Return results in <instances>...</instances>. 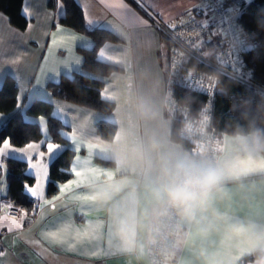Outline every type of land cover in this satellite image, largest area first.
Wrapping results in <instances>:
<instances>
[{
  "label": "crops",
  "instance_id": "1",
  "mask_svg": "<svg viewBox=\"0 0 264 264\" xmlns=\"http://www.w3.org/2000/svg\"><path fill=\"white\" fill-rule=\"evenodd\" d=\"M250 1L226 0L233 6L235 18L241 6ZM76 2L82 9L87 28H105L119 38L116 42L103 43L97 52L101 61L121 68L103 77L101 90L102 97L113 101L114 109L118 103L119 110H94L54 97L47 90V82L57 81L62 75L86 74L79 49H90L94 44L91 37L60 22L64 13L61 2L62 10L59 11L57 0H52L51 5L48 0H24L22 12L24 14L27 7L30 18L22 30L11 25L0 11V85L9 74L18 87L16 109L11 113L0 112V127L13 113L24 114L33 100L44 99L53 104V115L66 126L61 133L67 139V146L75 152L70 178L57 183V192L51 196L46 195L49 176L47 178L44 196L52 203L35 201L38 208L30 216L24 210H20L18 217L0 213V224L4 225L0 227V262L151 264L148 228L154 232L160 217L152 220L153 210L144 191L146 177L127 164H118L117 157H123L134 146L148 148L153 141L192 153L170 137L172 120L163 107V94L160 92L156 96L155 104H147L149 91L145 89V82L151 77L147 75L143 44L147 32H158V37L164 41L160 34L162 27L190 14L197 21H205L209 14L202 0H143V6L138 4L144 12L127 0ZM132 16L138 22H133ZM32 22L37 23L39 36L34 35ZM53 35L63 43L53 45ZM164 45L166 48L165 41ZM100 51H104L103 57ZM166 53L168 61V50ZM134 100L146 108L147 117L138 114L132 103ZM40 118L26 116L27 120L38 122L42 132L39 141L44 139L60 145L52 154V161L65 146L51 139L45 120V131H42ZM100 119L117 125L112 140L102 139L95 131V122ZM252 141V133L225 134L224 149L214 163L226 166L229 178L221 185V191L214 195L208 210L198 213L196 220L189 221L179 215V228L172 238L169 264H242L245 256L257 250L264 251V148L254 147ZM41 150L45 149L42 147ZM8 157L26 161L22 155L9 152L3 158L4 163ZM97 159L111 160L113 164H102ZM73 166L81 172L84 168L94 171L86 179L78 178L72 172ZM26 172L32 176L28 168ZM0 179H3L2 175ZM76 180L82 182L72 184L61 193L60 185ZM3 188L0 185L1 210L13 204L7 194L3 195ZM82 196H87L89 201L78 198ZM146 208L148 217H145ZM132 213L138 221L136 243L142 251L130 253L123 250L122 240L117 234V222ZM13 221H19V227ZM9 227L12 231L8 230ZM96 228L98 230L94 231ZM85 231L90 235H79ZM244 264H264V257Z\"/></svg>",
  "mask_w": 264,
  "mask_h": 264
},
{
  "label": "trees",
  "instance_id": "2",
  "mask_svg": "<svg viewBox=\"0 0 264 264\" xmlns=\"http://www.w3.org/2000/svg\"><path fill=\"white\" fill-rule=\"evenodd\" d=\"M24 0H0V11L3 12L11 25L18 29H25L28 19L22 12ZM64 13L60 22L75 31L92 38L94 44L90 49H79L83 56L82 69L86 74L74 72L71 75H62L57 81H48L47 90L57 98L85 106L102 112H111L115 103L104 99L101 90L104 85L103 77L121 70L117 65L101 61L97 57L100 46L107 42H116L119 38L105 28H87L81 7L76 0H59ZM137 9L144 12L136 0H127ZM52 4V0H48ZM239 15L235 18L242 30L246 43L243 59L245 65L251 70L253 81L264 85V0H251L241 6ZM169 52L172 40L161 30ZM192 66L204 68L202 63L194 62ZM217 92L212 102V124L228 135L249 134L260 132L264 141V95H259L249 85L236 79L218 73ZM171 91L177 102L188 106L192 113L198 114L204 105L206 95L190 88L171 86ZM18 87L13 76L7 74L0 85V112L11 113L17 106ZM44 117L47 131L54 142L63 144L65 148L50 162L49 181L46 195L51 196L57 192V183L70 178V165L75 155L74 150L67 146V139L62 135L66 128L63 122L53 115V104L44 99L33 100L25 109V113L15 112L0 127V142L10 139L12 145L23 146L30 141H39L42 132L38 122L29 121L26 116ZM95 131L104 140H112L117 125L105 119L95 122ZM179 119L172 118L171 139L183 148L193 152V146L178 135ZM98 162L112 165L113 161L97 159ZM7 172V197L14 205L20 206L29 216L37 211L36 202L24 192V184L34 182L32 176L27 174L26 161L8 157L5 159ZM264 257V251L257 250L242 260V264Z\"/></svg>",
  "mask_w": 264,
  "mask_h": 264
},
{
  "label": "built area",
  "instance_id": "3",
  "mask_svg": "<svg viewBox=\"0 0 264 264\" xmlns=\"http://www.w3.org/2000/svg\"><path fill=\"white\" fill-rule=\"evenodd\" d=\"M202 3L209 14L205 21H197L190 14L162 27V31L172 40L167 61L169 86L178 85L200 92L206 95L205 103L198 114H194L188 106L177 102L171 89L166 101L173 118L179 119L178 135L194 148L192 155L214 162L224 149L225 136L211 121L212 102L219 80L216 72L249 85L259 95H264V85L253 81L251 70L245 65V37L236 22L233 6L226 0H202ZM196 61L204 68L192 66ZM20 210V206L12 204L0 209V213L18 217ZM178 228L179 214L169 209L160 217L152 233L155 243H150L149 247L151 264L170 263L171 242Z\"/></svg>",
  "mask_w": 264,
  "mask_h": 264
},
{
  "label": "clouds",
  "instance_id": "4",
  "mask_svg": "<svg viewBox=\"0 0 264 264\" xmlns=\"http://www.w3.org/2000/svg\"><path fill=\"white\" fill-rule=\"evenodd\" d=\"M132 103L141 117L149 115L137 101ZM252 143L258 149L264 148L259 131L253 134ZM117 163L127 164L146 177L144 191L153 210V221L166 215L169 209L189 221L196 220L198 213L208 210L214 195L221 191V185L229 178L226 166L155 141L148 148L131 147L126 155L117 157ZM148 215L146 208L145 217ZM137 226L135 213L117 222V234L126 252L142 251L136 243ZM148 232V243H155L151 227Z\"/></svg>",
  "mask_w": 264,
  "mask_h": 264
},
{
  "label": "snow or ice",
  "instance_id": "5",
  "mask_svg": "<svg viewBox=\"0 0 264 264\" xmlns=\"http://www.w3.org/2000/svg\"><path fill=\"white\" fill-rule=\"evenodd\" d=\"M58 6H60L59 0H57ZM137 3L141 4L143 6V0H137ZM24 14L25 18L29 19V13L27 7L24 8ZM133 22H138L137 18L134 16L131 17ZM91 23V21H89ZM75 39V37H73ZM53 45H59L62 44L63 41H58L53 35L52 39ZM100 56L103 57L105 55L104 51H100ZM111 59V57H108ZM79 63V61H77ZM39 83V82H37ZM41 124H42V131H45V128L43 127L44 124V117L40 118ZM42 147L45 150H41ZM60 145H57L53 142H45L44 139H42L39 142L35 141H30L27 144L21 146V147H16L11 144L10 139H5L3 142H0V175L3 176V179H0V185H3V195L7 194V185H6V178H7V172H6V166L5 163L3 162V158L5 155L9 152L13 153H18L24 157L26 160L27 168L31 170L32 176L34 179V184L29 185L27 183L24 184V192L32 198L34 201L37 202H43L44 204H50L52 203L51 201L45 200V187L47 183V178L49 176L50 172V162H51V156L55 152L56 149H58ZM79 151V148L77 147L76 149ZM47 154V162L45 161V157ZM35 157V162H33ZM79 163H82L84 165L87 164L86 161H79ZM94 170L84 168V171H77L75 166L72 167V172L76 177H83V178H88L89 175L93 172ZM82 180H76V181H70L66 184L60 185V191L63 193L65 190H68L72 184H80ZM79 199L83 201H89V198L87 196H82L78 197ZM21 220H23V217H21ZM13 224L17 227H19L20 222L19 221H13ZM3 224H0V227H3ZM9 231H12V228L9 227ZM98 229L96 228L94 231H97ZM52 235H56V233H53ZM79 235L82 236H88L90 233L88 231H85L84 233H80ZM2 255V253H0Z\"/></svg>",
  "mask_w": 264,
  "mask_h": 264
},
{
  "label": "rangeland",
  "instance_id": "6",
  "mask_svg": "<svg viewBox=\"0 0 264 264\" xmlns=\"http://www.w3.org/2000/svg\"><path fill=\"white\" fill-rule=\"evenodd\" d=\"M62 10V6L60 4L59 11ZM152 15H149L151 18ZM37 23H30L32 28H35L34 35L39 36V31L36 28ZM251 43H246L245 48L250 47ZM143 47L146 51L147 57V75H149L146 82H145V89L149 91L147 97V104H155L156 103V96H158L161 92L163 94V107L168 115L169 120L173 118V115L169 111L168 102L166 101V97L168 91L171 89L169 86L170 82V75L168 71V62H167V48H165L164 41L158 37V32L155 34L153 32L146 33V41L143 44ZM114 110H119L117 106Z\"/></svg>",
  "mask_w": 264,
  "mask_h": 264
}]
</instances>
